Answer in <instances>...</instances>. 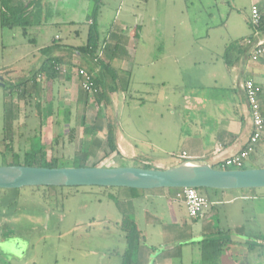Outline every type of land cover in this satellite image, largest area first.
<instances>
[{
    "label": "rangeland",
    "instance_id": "rangeland-1",
    "mask_svg": "<svg viewBox=\"0 0 264 264\" xmlns=\"http://www.w3.org/2000/svg\"><path fill=\"white\" fill-rule=\"evenodd\" d=\"M9 1L10 6L17 7L24 3L22 0ZM68 1L58 0L56 9L52 8L49 0L35 1L31 6L29 20L32 24L38 23L40 26L28 28L26 36L22 28L2 27L0 16V78L5 85L0 86V168L13 164L24 166L25 154L38 152L41 149L49 156L55 157L56 149H60L63 144L66 147L61 152L59 168H75L81 165L79 164L81 159L78 157L80 155L76 152L78 148L76 142L69 143L66 136L68 130L65 128L68 123H64L62 118L59 122L54 121L50 124L47 122L52 118L57 119L53 115L55 110L53 104L44 105L43 108L46 109L40 111L37 116L35 107L38 103L36 104L33 97L28 99L29 101L19 102L15 95L12 97V103L16 107L14 129L9 133L5 132L4 111L6 97L12 91L11 85L29 77L32 66L39 63L37 65L39 67L45 59L43 54L31 57L32 53L48 46L55 36L63 39L62 42L67 47L86 45L87 30L92 24V21L87 19L100 0ZM154 1H151L147 7L143 5L138 12L139 17L143 18L139 24H145V26L142 24L141 33L138 35L136 27L133 26L131 31L127 30L128 35L133 39L137 36L136 41H131L128 49L138 53L136 62L139 63L136 64L132 76L130 75L131 90L127 92L128 94L125 92L127 95L120 94L116 109L113 106L103 111L102 107L94 104L86 114L89 117L87 124L92 127L98 112H103L102 115L117 124V132L119 130L127 138L136 140L133 145L139 151L140 158L152 162L162 160L170 165L171 158L163 152L173 148V138L169 137L167 141L160 135L146 132V128L150 127L149 116L152 112L148 104H144L147 90L143 82L148 79L145 68L146 51L152 50L153 56L163 50L168 54L174 53L186 57L184 67H181L185 72L181 76L187 82L183 93L189 98H193L190 94L196 91L203 98L212 93L221 96L225 90L221 88L215 90L213 82L206 79L211 69L208 55L212 51L223 52L238 37L249 35L251 7L248 0H237L240 5L237 9H232L231 0H162L161 2L158 0V3ZM3 2L0 0V15ZM120 3L121 0H106L103 16L97 18L99 32L105 39L118 27L116 24L119 18H116V13ZM246 5L248 8H244L240 13L241 7ZM42 6L46 7L45 10ZM56 13L59 16L57 22L66 26L60 30H57L59 26L51 25ZM228 17H230L228 25L224 26ZM155 19L158 21L156 22ZM66 22H73V25H65ZM132 22L136 23V19ZM34 39L35 43L31 42ZM106 48H108L106 50L110 49L107 51L109 55H116L117 58L124 56V45L121 42L110 43ZM55 52H58V49L54 54ZM30 54L32 55L27 57ZM191 61L195 63L197 61L200 65L192 67L189 65ZM167 66L168 75L171 77L176 69L174 65ZM78 68L79 63L73 67L76 72ZM85 68L93 69L89 63H86ZM158 70L160 68L157 70L154 68L153 71ZM130 79L126 76L127 82ZM192 83H199L200 89L192 91L190 89ZM157 111L158 109L154 110L151 117ZM161 123L165 125V122ZM72 125L76 126V132L74 130L73 134V139L76 141L80 129L75 122ZM105 134L104 132L98 136L105 141ZM147 140L153 141L158 149L147 146ZM8 147L13 149V153L9 150L7 152ZM87 148L88 146L85 149ZM255 154L243 170L264 168V156ZM180 156L175 155V159H179ZM104 157L105 154L101 153L95 162L102 161ZM117 161L109 157L102 165L110 168L146 166L139 160ZM87 164L92 167L94 163ZM102 165L99 164V167ZM224 170L236 169L227 167ZM158 191L162 190L145 192L99 187L0 190V264H122L121 256L127 244L121 226L126 219L134 221L129 206V201L134 199L131 195H139V197L148 193L157 195L155 193H159ZM198 191L207 200L212 201L216 200L211 197L212 194L222 193V191L204 189ZM229 195L238 198L249 196L250 199L233 204L223 203L216 207L212 223L214 232L207 234L206 238L223 241L225 251L218 264H248V262L264 264L262 257L264 256V189L234 191ZM173 205L176 210L178 209L177 211L180 210L185 214L183 208L180 206L178 208L174 203ZM134 207L137 214H143L148 210L157 217V223L153 222V225H147L145 220L140 222L138 231L142 234L140 233L136 242L138 247L135 251L136 264H143L142 260L147 258V255L151 259L149 260L151 264L153 262L167 264L171 260V264L203 263L202 244H200L202 239L193 238L191 231L194 223L186 214L185 221L181 225H172L173 219L167 202L155 196L134 202ZM192 243L196 244L192 245ZM251 245L256 247L251 250ZM168 255L171 260L165 262L163 259ZM257 256H260L258 259L261 258L259 262Z\"/></svg>",
    "mask_w": 264,
    "mask_h": 264
},
{
    "label": "crops",
    "instance_id": "crops-1",
    "mask_svg": "<svg viewBox=\"0 0 264 264\" xmlns=\"http://www.w3.org/2000/svg\"><path fill=\"white\" fill-rule=\"evenodd\" d=\"M35 1L37 0H22L26 7ZM49 1L52 8L56 9V3L58 0ZM151 1L153 2L154 0H121L116 13V18H119L118 23L116 24L118 25L117 29L114 32L112 31V33L108 34L107 39L101 37L102 45L99 52L101 60H104L105 62H110L112 60V68L118 72L121 80L122 78H125L123 81L129 86V91L131 90L132 79L127 82L125 74H130L132 76L136 64L138 65L139 63L136 62L138 53L135 51L131 52L128 49L131 41H136L137 36L133 39L130 37V35H128L127 30H130L133 26L136 27L138 35L141 33V28L143 25L145 26V24H139L143 21V18L139 17L140 15L138 12L142 9L143 5L147 7ZM161 1L162 0H160V2ZM248 1L250 3L251 9L252 7L256 6L264 18V0ZM154 2L158 3L159 1L155 0ZM100 3L101 7L98 18L103 16V12L106 9V0H100ZM231 6L233 7L232 9H237L238 6L240 7V5L237 3V0H231ZM42 7L45 10L46 7ZM244 8H248V5L241 7L240 13ZM58 18V13H56V17L51 25L53 27L59 26L60 28L57 30H60L62 27L66 26H62V23L57 22ZM134 19H136V23L132 22ZM229 19L230 17H228V20L224 26L228 25ZM249 19H251V16ZM126 20H129L130 22ZM155 21L157 22L158 19H155ZM72 23L66 22L64 24L73 25ZM88 34L89 28L86 35V44L88 40ZM248 40L252 41L253 44L258 41H264V31H262L258 37H255L254 30L251 27L249 35L238 37L223 52H210L208 55V63L211 65V69L206 79L213 82V88L215 90L221 88L225 90V92L221 96H218L217 93H212V95L209 94L204 98L201 94H198L197 91L194 94L191 92L192 94L190 95L193 96V98H189L183 93V89H186L187 87L186 79L181 76L185 72L184 69L181 68L184 67L186 60L185 56L174 53L168 54L163 50H161L158 55L153 56L152 50L148 52L146 51L145 68L147 70L146 72H148V79H145L143 82L147 90L145 93L146 102H144V104H148L150 110L152 111L150 113L151 116L153 115L154 110L158 109L159 111H157L153 117L149 116L150 127L148 126L146 128V132L147 134L152 133L160 135L161 138H166L167 141H169L170 138H173V148L167 152H163L167 153V155L171 158V164L167 165L165 164L166 162H163L162 160H156L152 162L140 158L138 153L139 151L136 149V146L133 145V142L136 140L134 138H127L126 136L122 135L119 130L116 132V145L119 154L115 153L111 155L110 159L115 158L118 160L117 162H119V159L135 161L139 160L141 164L149 166L154 170H166L171 168L172 165L176 166L186 160H202L209 163L213 167H218L220 162L240 153L243 149H245L252 130L250 110L247 104L245 93L241 87L245 81L251 80L261 89L262 94L260 97V104L262 114L264 116V61L257 64L250 62L249 59L251 47L247 45ZM54 41H57V43L61 46L65 45L62 42L63 39H60L59 36H55L53 39H51V42L48 46L37 49L36 52L32 53L33 55L30 54L27 57H30L31 55V57H33L36 56V54L41 55V51L49 46H52ZM31 42L35 43V39ZM119 42L123 43L124 45V56L117 58L116 55H109L107 51H110V49L106 50L108 49L106 48L108 44H116ZM61 52L63 54H60ZM228 54L229 57L226 58ZM53 56L64 58L69 63V66L66 68V70L56 79H39L37 82H34L32 80V75L36 72L37 65H39V63H35L32 66L33 69L30 71V76L23 78L19 83L27 81V83L23 85V88L30 93V96L33 97L34 101H36V104L38 103L35 107L36 115L38 116L41 113L40 111L46 109L43 108L44 105L49 103L53 104L55 107L53 115L56 116L57 119L52 118L47 122L49 124L53 123L54 121L59 122L60 118H62L64 123H68V126L65 128V130H68V132H66V134L68 133L66 135L68 142L71 144L76 142L77 144V155L86 153L88 155L87 163H98L100 160L97 162L95 161L97 158H99L100 154L107 153V147L104 145L103 140L98 136H101V134H103L105 131L96 135H87L84 132L85 128L90 127L87 124L89 117L86 112L91 107V105H94V102L90 97H87L86 93L82 90L81 79L77 77L76 71L73 69V67L75 64L79 63V68L84 69L86 63H89V65L94 69V74H98L100 69L95 67L94 62L91 60L86 59L74 52L69 53V51H66L65 49H59L58 52L53 54ZM168 64L174 65V68L176 69L174 75L171 77H169L167 71ZM189 65L196 67L200 64H198L197 61L196 63L191 61L189 62ZM40 66L37 67V70L40 68ZM154 68L155 70L160 68V70L154 72ZM150 69L153 70L150 71ZM194 80H192V82ZM200 87L201 86H199V83H192L190 89L194 91L197 88L200 89ZM126 93L122 92L113 94L110 98L112 102L111 107L114 106L116 109L119 103L118 97L120 94L125 95ZM124 98L126 101L127 99L125 96ZM134 99L136 100V98ZM151 108L156 109L152 110ZM103 111H105V109ZM97 116L98 115H96L95 119ZM190 116H192V120H190ZM107 118V116L102 115L103 120ZM95 119L93 121H95ZM74 122L77 126H79L80 129L76 141L75 139H69L68 136L71 131L75 130L76 132V126L73 127L72 125ZM161 122H165V125H163ZM184 130L185 134H183ZM146 143L150 148L158 149L155 147L153 141L147 140ZM87 146L88 148L85 149ZM65 147V144H63L60 149H56L57 152L55 157L59 160H61V152L63 149H65ZM217 149H221V151L217 153ZM256 154V156H264V138L257 147ZM175 155L181 156L179 159H175ZM184 155L186 156V160L181 159V157ZM47 157L48 159L52 158V156H49L48 153ZM158 192L159 193H155L157 195L148 193L142 197H139V195H131L134 197V199L129 201V206L131 207V215L138 230L140 228L139 226L141 221L145 220L147 225H153V222L157 223V217L148 210H145L143 214H137L136 208L134 207V202L138 200H148L153 196L162 198L167 202L171 217L173 219L172 225H181L182 222L185 221V214L189 219L193 220L189 217L184 203H180L181 201L177 199V190H162ZM232 192L234 191H222L220 194L214 193L211 195V197L216 200L212 201L208 199V201L210 200L209 202L211 203V206L203 213L202 217L197 220H193L195 227H192L191 232L193 233L192 236L194 239H202V242L204 239H206L207 234H212L214 232L212 223L215 217L214 214L217 206L223 203L233 204L238 201H247L250 199L249 196L242 198H238L236 196L229 197V194ZM173 203L175 206H178V208L179 206L183 208L185 214H183V212L180 210L177 211L178 209L176 210L174 208ZM140 233L142 234V232ZM195 244L196 243H192V245ZM147 256V258L142 260V263L144 262L143 264L150 263L149 260L151 259L149 255ZM258 257L260 256H257V262L261 260V258L258 259ZM163 260L165 262H169L171 257L169 255L165 256ZM171 261L167 264H171ZM152 264H156V262H153ZM191 264H194V262ZM248 264L252 263L248 262Z\"/></svg>",
    "mask_w": 264,
    "mask_h": 264
},
{
    "label": "trees",
    "instance_id": "trees-1",
    "mask_svg": "<svg viewBox=\"0 0 264 264\" xmlns=\"http://www.w3.org/2000/svg\"><path fill=\"white\" fill-rule=\"evenodd\" d=\"M2 27H8L10 29L14 28H22L24 34L26 36L27 29L40 25V24H32L29 20L30 10L32 4L28 7L25 5L20 6H10L9 0H2ZM101 3L97 1L96 8L88 17V20L92 21L91 26L89 27V34L87 44L81 47H67L61 46L54 41L52 46H49L43 49L41 52L45 56V60L43 61L40 68L32 75V80L37 82L39 79L45 80H54L60 74H62L66 68L69 66V63L64 58L54 57V51L59 49H65L69 51V53H77L82 57L91 60L94 62L95 67L100 69L98 74H94V69L84 68L87 70L93 77V82L95 84V88L97 93L94 95H89L88 92L82 90L86 93L87 97H90L94 104L98 107H102L103 109H107L112 106L111 96L115 93L128 92L129 86L123 80L124 78H120L118 72H116L112 68V60L110 62H105L100 58V50H101V34L98 29L97 18L99 16ZM262 21L264 23V18L262 17ZM261 31H264L262 28ZM229 57V54L226 58ZM71 67V66H70ZM130 79V74H125ZM29 82V81H28ZM26 82L18 83L15 85H11V93L6 97V105H5V132L9 133L14 129V114L16 107L13 105L12 97L15 95L19 102L26 101L31 98L30 93L23 88ZM82 87V86H81ZM102 112H98V116L95 119L93 126L89 128H85L84 132L87 135H96L97 133L105 131L106 140L103 141L104 145L107 147V153L105 154L104 161L109 158L111 155L118 153V148L116 145V132H117V124L111 122L109 119H102ZM74 131H71L69 134V139L73 140ZM7 140H10L7 138ZM13 140V139H12ZM10 140V141H12ZM8 150L13 153V149L8 147ZM109 150V151H108ZM81 159L80 166H76L75 168H86L90 167L87 164L86 153L80 154L78 156ZM99 161L98 163L93 164L92 167H99V164L105 163L104 161ZM59 159L56 157H52L50 160L47 157V153L41 149L38 152H28L24 156V166L26 167H37V168H48V169H56L59 168ZM12 166H19L18 164H13ZM105 168V165H102ZM143 169H151L148 166H145ZM41 188H55V187H40ZM136 191V190H131ZM215 191V190H214ZM122 232L125 234L126 238V250L124 254L121 256L122 264H136L135 262V251L138 250L136 242L138 241V237L140 233L134 221L125 220L121 226ZM231 242V241H230ZM202 244V264H218L221 261V258L224 255L223 250V241L216 238H206L201 242ZM256 247V245H251V250Z\"/></svg>",
    "mask_w": 264,
    "mask_h": 264
},
{
    "label": "water",
    "instance_id": "water-1",
    "mask_svg": "<svg viewBox=\"0 0 264 264\" xmlns=\"http://www.w3.org/2000/svg\"><path fill=\"white\" fill-rule=\"evenodd\" d=\"M0 78V86L4 87ZM84 188L156 190L248 191L264 189V168L227 171L202 160H186L166 170L135 167L0 168V190L23 188Z\"/></svg>",
    "mask_w": 264,
    "mask_h": 264
},
{
    "label": "built area",
    "instance_id": "built-area-1",
    "mask_svg": "<svg viewBox=\"0 0 264 264\" xmlns=\"http://www.w3.org/2000/svg\"><path fill=\"white\" fill-rule=\"evenodd\" d=\"M250 25L254 30L255 37L260 35L262 28L264 29L262 15L256 6L251 9ZM247 45L251 47L249 59L251 63L257 64L264 61V41H258L253 44L252 41L248 40ZM76 74L77 77L81 79V86L84 91L88 92L89 95L97 93L93 77L87 70L78 68ZM241 87L245 93L250 110L252 130L245 149L218 164V167H221L223 170L227 167L243 170L252 156L256 153L257 147L264 138V116L260 104L262 91L251 80L245 81ZM220 151L221 149H217V153ZM181 159L186 160V156H182ZM177 192V199L185 204L188 215L193 220L202 217L203 213L211 206V203L203 197L198 190L183 189L177 190Z\"/></svg>",
    "mask_w": 264,
    "mask_h": 264
}]
</instances>
